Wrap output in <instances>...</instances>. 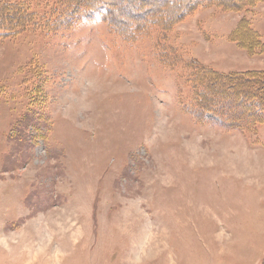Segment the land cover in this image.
I'll list each match as a JSON object with an SVG mask.
<instances>
[{
	"label": "rangeland",
	"instance_id": "374dc122",
	"mask_svg": "<svg viewBox=\"0 0 264 264\" xmlns=\"http://www.w3.org/2000/svg\"><path fill=\"white\" fill-rule=\"evenodd\" d=\"M249 8L201 2L173 30L153 26L136 42L106 14L55 26L46 16L23 29L9 18L0 264H264V124L244 130L191 115V68L164 65L158 52L173 44L220 70L264 68L239 34L246 17L264 38V1Z\"/></svg>",
	"mask_w": 264,
	"mask_h": 264
},
{
	"label": "trees",
	"instance_id": "16d2710c",
	"mask_svg": "<svg viewBox=\"0 0 264 264\" xmlns=\"http://www.w3.org/2000/svg\"><path fill=\"white\" fill-rule=\"evenodd\" d=\"M151 1V5L148 6L147 2L145 4L141 3L142 0L132 4L127 3L125 0H57L52 10H39L32 8L26 1L0 0V6L9 4V12H5L3 16L0 15V37L12 35V32L16 31L13 29L16 24L22 29L31 23L38 25L46 16L52 22L51 25L55 26V23L61 25L70 21L74 23L83 16L106 14L105 16L103 15V18L109 23V27L123 35L125 40L136 42L147 36L148 33L145 34L146 31H150L153 26H159L165 31L173 30L180 20H184L185 16L192 12L194 7L201 2H209L210 6L221 7L225 10L234 8V11H240L241 9L250 10V6H254L264 0ZM123 8H126L133 16L130 20L131 28L129 29L125 26L128 19L122 17ZM1 10L2 7H0ZM15 15L18 17L15 20L16 24L9 20ZM34 17H37V19ZM118 20L120 23L123 21V32H120ZM242 21H245L246 25H244V31L241 32L240 30L239 34H245L247 45L244 48L264 55L262 33L251 27L252 25L250 26L248 18L245 17ZM242 21L240 24H244ZM241 28L242 26L238 25L234 30L238 33V29ZM237 40L240 43L242 38ZM158 47H161L158 52L164 59L163 62L167 63L164 65L172 64L176 68L179 62H186L192 70L191 73H187L184 76L190 80L191 93L186 96V99H188L189 113L191 115L198 117L204 114L217 120L220 125L244 130H251L258 125L264 124V68L225 71L214 68L207 63L204 64L199 60H187L182 55L178 45L163 46L159 43ZM230 94L232 96L228 97ZM240 97L246 100L245 105L236 104L240 102Z\"/></svg>",
	"mask_w": 264,
	"mask_h": 264
}]
</instances>
